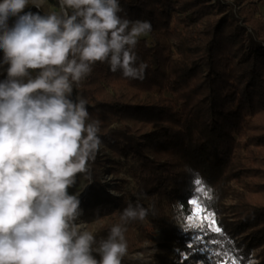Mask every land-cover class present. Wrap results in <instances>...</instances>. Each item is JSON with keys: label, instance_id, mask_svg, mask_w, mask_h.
<instances>
[{"label": "trees", "instance_id": "1", "mask_svg": "<svg viewBox=\"0 0 264 264\" xmlns=\"http://www.w3.org/2000/svg\"><path fill=\"white\" fill-rule=\"evenodd\" d=\"M47 1L59 7L58 0ZM119 3L122 17L151 22L152 43L139 39L135 48L137 63L148 67L139 81L97 62L74 85L70 99L88 101L89 122L100 121L101 139L90 178H76L84 177L91 193L80 203L81 217H115L95 236L99 241L129 203H139L149 211L125 226L131 252L146 251V241L154 244L157 264H230L233 257L247 264L253 251L264 264V17L240 0ZM6 79L4 68L0 82ZM129 90L147 96L134 101ZM106 166L111 176L125 167L132 188L102 195ZM191 199L215 215L221 233L207 231L198 243V230L181 225L192 214Z\"/></svg>", "mask_w": 264, "mask_h": 264}, {"label": "clouds", "instance_id": "2", "mask_svg": "<svg viewBox=\"0 0 264 264\" xmlns=\"http://www.w3.org/2000/svg\"><path fill=\"white\" fill-rule=\"evenodd\" d=\"M30 2L43 4L0 2V50L9 65L0 82V264H121L125 226L149 209L129 203L99 241L80 220L79 194L68 189L78 174L90 178L100 121L89 122L85 98L70 97L97 62L143 81L148 65L137 63L135 48L151 22L122 17L119 0H58V13L20 15ZM10 17L17 19L9 28ZM247 264H260L254 251Z\"/></svg>", "mask_w": 264, "mask_h": 264}, {"label": "rangeland", "instance_id": "3", "mask_svg": "<svg viewBox=\"0 0 264 264\" xmlns=\"http://www.w3.org/2000/svg\"><path fill=\"white\" fill-rule=\"evenodd\" d=\"M241 7H247L251 8L252 10L256 11V16L262 15L264 17V0H240ZM2 2V0H0ZM29 7H35L31 5V2L29 6H27L24 10L26 11L27 8ZM44 10L47 14L49 13H58L59 12V7L51 5L47 0H43V4L41 8H36L35 10L32 11V13L36 14L37 10ZM22 13V12H21ZM8 27H12L14 25V19L13 17H10L9 20L7 21ZM139 39H148L150 43H152V39L150 38L149 34L147 36H142ZM3 56L4 53L2 50H0V71L3 70L4 68H8L9 65L3 63ZM36 73H32L34 76ZM127 93H129V96L134 100V101H139L140 99H144L147 95H140V96H135L136 94L134 91L129 90ZM164 96H170L168 93H164ZM101 149V148H100ZM123 159L121 162L123 163ZM108 169V166H106V171L104 175L102 176V181L105 185V189L102 190V195L105 197H115L119 196L121 191V186H123V190L127 191L132 188V183L130 178L126 174V168L122 167L119 168V174L116 176H111L110 171ZM124 179H127L128 182L122 185V181ZM69 194H79V199L80 203L84 201H89L90 199V188L87 180L82 177L79 180H76V184L68 189ZM201 206V205H200ZM202 207V206H201ZM207 213L204 211L201 214V217H197L195 220H189V217L185 221H181V225L183 226H188V227H193L198 230L197 236L199 237V241H203L204 234L207 231H211L208 222L206 220H203V216L206 215ZM192 215V214H191ZM190 215V216H191ZM214 219L216 221V226L217 224V218L214 215ZM81 221H84L88 224V230L93 233L94 237L98 235V233L105 227V226H110L115 223V217L113 216H107L102 219H98L95 221H85L82 217H80ZM79 222V221H78ZM135 232L138 234V231L136 230V227H133ZM195 237V239H196ZM197 241V240H196ZM154 244L148 243L146 241L143 242L142 246L143 248H146L147 250L144 252L140 251H135L131 252L127 249V255L122 259L121 264H157L156 259H155V253L156 249L153 246ZM137 254H140V258H136ZM95 255V254H94ZM97 258V257H96ZM99 259V258H97Z\"/></svg>", "mask_w": 264, "mask_h": 264}, {"label": "snow or ice", "instance_id": "4", "mask_svg": "<svg viewBox=\"0 0 264 264\" xmlns=\"http://www.w3.org/2000/svg\"><path fill=\"white\" fill-rule=\"evenodd\" d=\"M195 185L199 186L201 185V180L200 179H196L194 181ZM196 192L198 193H201V192H204L205 190L202 188V187H197L196 189ZM189 203L193 206V210H192V215L189 216V220H195L197 217H201V214L205 211L204 208H202L200 206V203L198 202L197 199H191L189 200ZM203 220H206L208 222V226L211 230V232L213 233H221L222 232V229L218 226H216V221L214 219V214L213 213H207L206 215H204L203 217ZM193 236H192V243H189L187 245V249L188 250H191L193 247H194V243H193ZM196 240L197 242L199 243V237H196ZM211 243H218L217 241L213 240L211 241ZM231 243V241H229V244ZM217 255H220L219 253H217ZM225 255H227V253H225ZM185 259H187V256H185ZM230 264H240V261L238 259H236L235 257H233L230 261Z\"/></svg>", "mask_w": 264, "mask_h": 264}, {"label": "built area", "instance_id": "5", "mask_svg": "<svg viewBox=\"0 0 264 264\" xmlns=\"http://www.w3.org/2000/svg\"><path fill=\"white\" fill-rule=\"evenodd\" d=\"M214 2V1H213Z\"/></svg>", "mask_w": 264, "mask_h": 264}]
</instances>
